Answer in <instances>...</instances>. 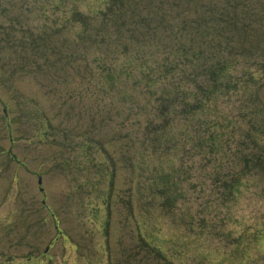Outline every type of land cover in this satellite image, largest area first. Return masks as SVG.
<instances>
[{
	"label": "rangeland",
	"instance_id": "rangeland-1",
	"mask_svg": "<svg viewBox=\"0 0 264 264\" xmlns=\"http://www.w3.org/2000/svg\"><path fill=\"white\" fill-rule=\"evenodd\" d=\"M106 1L0 0V264H264V161L239 195L231 181L232 165L244 167L232 154L247 156L255 138L250 94L202 114L231 118L224 155L198 150L211 129L179 116L155 154L134 123L135 101L148 102L127 76L128 100L113 98L100 68L118 65L123 46L154 65L176 51L180 30L198 42L209 31L263 84L264 111V0ZM176 168L190 180L161 210L151 172Z\"/></svg>",
	"mask_w": 264,
	"mask_h": 264
},
{
	"label": "trees",
	"instance_id": "trees-1",
	"mask_svg": "<svg viewBox=\"0 0 264 264\" xmlns=\"http://www.w3.org/2000/svg\"><path fill=\"white\" fill-rule=\"evenodd\" d=\"M122 2L124 0H107L105 10H108L111 4H120ZM191 25L195 26V23ZM180 32L181 34L174 41L177 48L176 51L173 54L169 51H165L163 54L159 53V56L163 55L164 57L155 59L154 65L148 63L151 55L148 56L145 50L142 51L144 53H139L137 50L132 52L127 46H123L122 54L118 56V59L122 56L123 60L118 62L117 59L118 65H107V67L103 64L101 65L100 68L105 72L103 77L105 81L101 85L105 90L108 88L110 91L109 95L113 94V98L114 95H117L118 98L121 100L125 99L126 102L128 97L122 94L124 88H122L121 83L127 84L124 80L125 76L129 80L134 81L131 86L138 90L141 97L148 102V105H144L143 102L135 101L133 113L136 121L134 123L135 125L144 126L142 140L146 142V148L150 149L151 152L158 154L164 144H168L170 147L169 140L172 138V133L169 128L175 124L179 116V122L188 120L191 125L198 126L197 128L203 129L208 124V128L211 129L208 141L213 134H215V137L209 142L206 141V145L200 142V146L197 149L210 148L213 150L211 151L213 157L226 153V146L224 145L226 141L220 138V134L224 133V129L228 127L231 118L229 117L228 120H225L227 115L222 114V112L217 114V118L214 115L213 118L209 119H204L202 114L212 110L220 112L219 104H222V101L232 94L236 97L242 92L241 88H243L246 93L250 94L247 103L251 107L244 109L250 112V117L252 118H250L249 122L254 129L248 133L253 134L255 138L244 137L245 142L253 145L247 156L242 154V151L240 154L237 151L239 149L236 150L235 154H232V157L240 155V161L244 166L241 170H238L241 166L235 169L237 166L232 165L238 175L231 181L233 182V187L238 191L237 195H239V189L242 188L241 183L244 177L256 169H261L263 166V151L257 143L264 139V111L258 104L256 95L257 90L263 84L255 77V74H245L243 71H239V61L226 58V50L219 41L216 42L213 39L209 31L207 35L205 34L206 38H201L200 42L196 40V34H191L187 30H180ZM196 41L197 45L194 48ZM104 44L105 42H103ZM114 50L115 48L109 52L112 57ZM106 56L104 55V58L100 57L104 63L107 61L108 56ZM134 78L136 79L133 80ZM149 99L150 101H148ZM127 110L129 111V108ZM140 118L145 119L139 121ZM204 133L205 130L204 132L202 131V134ZM258 137L261 140H258ZM241 146L246 147V145L242 144ZM245 149L248 150L249 148ZM229 151L231 150L229 149ZM223 162L225 163V161ZM151 175L153 184L151 190L156 191L155 193L160 196L161 210L164 207L175 205V201L182 199L181 183L190 180L188 178L185 180L183 175L180 174L179 168H176L175 174L172 172L167 175L156 171L151 172ZM175 175H177L176 179H174ZM159 182H161V186L158 185ZM178 187L179 197L177 198ZM144 188L143 186L142 189ZM137 205L141 210L147 209L145 200L143 203L137 201ZM147 212L149 211L145 213Z\"/></svg>",
	"mask_w": 264,
	"mask_h": 264
}]
</instances>
